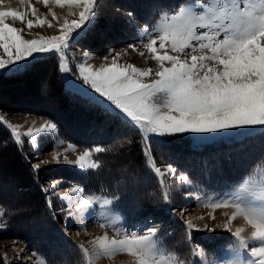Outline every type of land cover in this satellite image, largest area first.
<instances>
[{"label": "snow or ice", "instance_id": "1", "mask_svg": "<svg viewBox=\"0 0 264 264\" xmlns=\"http://www.w3.org/2000/svg\"><path fill=\"white\" fill-rule=\"evenodd\" d=\"M4 2L0 0V5ZM26 2L21 0V3ZM48 2L44 0L45 5ZM54 2L61 6H81L83 10L78 20L64 22L60 35L39 39H25L24 28L6 21L9 18L19 21L30 31L35 26H43L45 20L27 18L29 11L0 7V49L7 55L6 60L0 58V70H13L39 55L58 54L61 70L71 74L64 63V52L86 22L94 17L96 0ZM29 9L35 16L37 9L31 5ZM48 26L53 25L49 23ZM156 33L144 42L156 62L155 69H141L132 64L120 66L114 57L110 64L98 69L80 64L73 74L90 90V98L103 103L106 109L141 131L146 156L150 155L154 141H166L174 136L218 135L224 131L264 128V0H211L203 5H181L170 16L165 14ZM130 47L135 50V45ZM186 49L199 54L179 55ZM88 55L85 51L84 56ZM8 127L16 143L21 145L20 133L13 125ZM56 131L57 125L50 122L35 129V133L29 128L25 135L32 137ZM95 151L99 153L103 149L97 146ZM90 157V151H85L75 161L68 162L84 167ZM56 159L59 162V156ZM89 167L96 168L98 163L94 161ZM155 172L163 185L165 175L174 174L175 168L168 165L162 171L155 167ZM42 190L48 192V189ZM242 192L244 195L238 197L239 202L231 205L237 210L232 218L243 215L252 226L251 239L262 243L259 247H251L250 254L259 258L255 264H264V184L249 181ZM164 198L168 199L167 192ZM91 203L85 200L80 207ZM217 206L230 204L225 200ZM186 226L194 228L192 221H187ZM242 231L238 229L234 233L238 238L234 246L237 255L239 249L249 248L248 241L241 236ZM93 243L103 255L127 251L136 258L137 264H164L162 255L157 259L160 249L155 227L141 234L133 231L123 239L98 237Z\"/></svg>", "mask_w": 264, "mask_h": 264}, {"label": "trees", "instance_id": "2", "mask_svg": "<svg viewBox=\"0 0 264 264\" xmlns=\"http://www.w3.org/2000/svg\"><path fill=\"white\" fill-rule=\"evenodd\" d=\"M191 1L197 0H116V7L127 13L122 15L118 9L117 13H113L121 20L122 32L119 34L122 38L116 39L117 43H110L107 47L129 42L138 34L139 25H151L157 21L161 13ZM103 2L104 0H99L95 4V15L81 35L82 44H78L81 48L97 54L107 53L108 48L105 49L101 44L95 49L94 46L86 44L91 38L98 36L99 30L103 35L106 31L104 22L107 17L104 14ZM147 2L150 4L143 7ZM45 68L50 69V75H42L40 82L46 84L49 89L48 100L52 99L51 102L64 108L59 116L55 114L58 111L54 108L47 110L45 104L41 103L38 109L33 110L31 108L36 101L26 105L20 98L26 93L30 95L36 92L39 80L37 75L44 73ZM59 69L57 57L52 54L32 60L22 69L12 73H0V111H30L47 116L57 125L58 138L90 149L94 161L98 163V167L92 170L59 167L62 172L56 173L58 177L51 173L52 169L34 170L33 149L26 145H18L7 127L0 122V157L6 160V169L14 177L13 190L16 196L10 201L0 194L5 224V229L1 231L2 235H9L11 232L10 237L34 248L37 253L54 264H74L81 261V258L71 246L63 242L59 232L63 225L59 223L58 217L65 220L66 214L63 204L57 201L55 193L50 191L46 193L40 187L41 183L48 182L49 179L61 178L67 186L76 184L87 193L110 198L115 209L128 223L163 218L167 223L168 216L163 212L165 206L178 203L181 205L184 200L183 197H178L179 194H169L165 200L164 193L173 191L169 187L171 180L165 175L162 185L155 172V166L169 164L175 168V173H184L188 181L187 187L185 184L181 187L183 189L194 188L198 193H220L264 165V131L240 139L221 140L201 148L190 146L187 136H174L166 141H154L150 155L146 156L145 144L136 127L122 120L99 102L69 92L64 86ZM7 93L12 94L6 97ZM97 146L103 151L97 153L95 151ZM7 176L9 174L6 171L0 172V179ZM22 225L29 232H20L18 228ZM179 234L180 229L174 239ZM171 238L167 229L164 234L165 241L169 242L177 257L187 260L188 257L181 252V245L180 249L174 248ZM212 240L214 242L210 244L209 238L200 239L195 235L189 244H185L186 238L185 240L180 238L181 244L184 243V248L189 253L188 256L192 253V242L210 253L224 245L228 236L219 234ZM51 251L58 256L52 255Z\"/></svg>", "mask_w": 264, "mask_h": 264}, {"label": "rangeland", "instance_id": "3", "mask_svg": "<svg viewBox=\"0 0 264 264\" xmlns=\"http://www.w3.org/2000/svg\"><path fill=\"white\" fill-rule=\"evenodd\" d=\"M98 1L99 0H96V3ZM106 1L107 0H104L103 2L104 14L105 17H107L104 22L106 31L103 35L100 33L101 30H99L98 36L91 38L87 44L85 43L86 46H94V48L97 49L101 44H103L106 49L110 43H117L116 39L118 40L122 38L119 34L122 32L120 27L121 20L118 15H114L113 13H117V9L122 13V15L127 12L116 7V0H111V2ZM210 2L211 0H197L179 4L174 9L161 13L157 17L158 19L155 23L151 25H139L137 27L138 34L136 36L134 35L129 42L115 47H109L108 52L102 54H97L93 51L83 49L78 45L82 44L83 39L81 35L85 31L87 23L89 24L92 21L91 19L89 22H86V25L79 32L76 39L70 42L69 49L64 52V63L69 69H71V74L63 72L61 70V66L59 69L65 88L68 89L69 92L78 93L88 100L97 102L96 99L90 98V90L86 89L82 85V82L79 79H76L75 75H73L77 72V67L80 64H83L86 67L90 66L98 69L102 65L110 64L115 57L118 65L120 66L132 64L141 69H155L156 62L152 60L151 54L148 53L147 49L144 47V42L157 34L156 29L163 22L165 14L170 16L181 5L191 4L195 6ZM148 3L149 2L145 3L143 7H145ZM29 5L37 9L35 16L31 15ZM0 7L5 9L11 7L20 11H29L27 18L33 19L34 21L37 18L45 20V24L43 26H35L29 31L21 22H13V20L9 18L6 22L9 24L14 23V26L17 28H24L25 39H39L40 37L48 38L58 36L61 34L60 29L62 28L64 22L68 21L71 23L73 20H78L79 13L83 10L81 6L68 4H64L63 6L57 5L54 0H49L47 5L44 4V0H27L26 3H21V0H5L4 4L0 5ZM53 14H55L56 18H54ZM111 14L113 17H111ZM49 23L53 26L49 27ZM130 45H135V50H133ZM156 47L159 49V42H157ZM85 51L89 53L87 57L84 56ZM141 53H143V55H141ZM160 54H163V50H160ZM169 54L177 55V53H172L170 51ZM185 54L190 56L192 54L199 53H192L190 49H186L184 54L179 55L184 56ZM50 55L52 54L39 55L36 59ZM53 55L57 57L58 64H61L59 55ZM0 58L5 60L7 59V55L2 49H0ZM31 61L32 60L22 62L20 66L10 71L0 70V73L8 74L20 70ZM43 70L44 73L37 75V79L39 80L37 81L38 86L36 92L30 95L26 93L20 98L24 100L23 102L26 103V105L36 101V104H33L34 106H32L31 109H38L41 103L42 105L45 104L44 107L47 110H52L54 108L58 111L55 114L59 116V113L63 112L64 108H60L59 104L51 102L52 99L48 100L49 97L47 93H49V89L46 84L41 83L40 80L42 75H50V69L45 68ZM145 82H147V78H145ZM11 94L12 93H7L5 96L8 97V95ZM160 102L162 103L163 101L161 100ZM100 104L105 106L103 103ZM0 122L7 127L15 141L12 130L8 127L9 124L13 125L16 128V131L20 133V139L23 142L21 145H26L27 147L29 146L33 149L34 155L32 157V168L34 170L52 169L51 173L58 177L56 173H61L62 171H60V168L62 167H73L79 170L94 169L89 167V165L94 162L92 151L58 138L57 131L43 132L35 134L32 137L25 135L29 128H31L35 133V129L45 126L47 123L53 122L47 116L30 111H0ZM136 129L145 144L143 134L137 127ZM262 131H264V128L244 129L238 132L224 131L218 135L191 134L180 135V137H189L190 146H198L201 148L216 144L221 140L228 141L240 139L244 136L255 135ZM85 151H90L91 157L86 159L84 167L68 162L75 161L78 156L82 155ZM57 156H59V162H57ZM5 164L6 160L3 157H0V172L6 171L9 174V176L0 179V194L4 198L11 201L16 198L15 191L13 190L14 177L11 176L10 171L6 169ZM37 165H39L38 169H36ZM168 165L169 164H165L163 166L155 167H159L162 171H165ZM166 176L171 180L169 187H171L170 190H173V193L170 191L168 196L169 194H179L178 197H183L184 200L181 205L178 203V205L170 206L167 204L165 206L166 208L163 212L168 216L167 223L165 218L154 221L140 220L139 223H128L115 209L114 202L104 195L87 193L76 184L67 186L61 178H53L49 179L48 182L41 183L40 187L42 189H48L50 193H55L54 196L57 198V201L61 202L64 206V210H66V214L64 216L65 220L57 215L56 217H58L59 223L63 225L62 230L59 231L63 242L71 246L72 250L77 252L81 258V261L75 262L74 264H137L136 258L127 251H118L111 255L100 254L93 242H95L98 237L104 236H107L109 240L123 239L126 235H131V232L133 231L137 232V234H141L148 228L152 227L157 229V236L159 237L158 248L160 249V253L157 256V259H160V256L162 255L164 264H235L237 260L240 261V264H255V262L258 261L259 258L251 256L250 249L253 246L259 247L262 242L251 239L253 228L246 221L243 215L237 214L235 218H232L233 213L237 210L231 205L235 202H239L238 197H242L244 195L242 188L245 187L249 181L264 184V165L253 170L248 176L241 178L228 190H224L220 193H198L197 189L194 188H181L184 184V186L187 187L188 181L186 175L181 172L179 174L169 173L166 174ZM73 189H75V191H73ZM85 200H90L92 203L90 205H86L84 208H81L80 205L83 204ZM225 200L229 202L230 206H217L218 204L222 205V201ZM105 201H109V203L106 204ZM20 220L22 222V219ZM187 221H192L194 225L193 229H189L186 226ZM165 224L168 229L169 236L173 238H171L173 241L172 246L176 249H180L179 245H181V252L188 257L187 260L177 257V255L174 254V249L170 248L169 242L165 241L164 234L167 231ZM226 224L228 225V228L225 227ZM4 229L5 224L3 221V210L0 206V264H54L37 253V250L34 248L32 249L24 242L10 237L11 232L8 233L9 235H2L1 231ZM179 229L180 234L174 239V236L178 233ZM238 229L243 230L241 232V236L248 241L249 248L239 249V254L237 255V249L234 246L237 244L238 238L234 235V233ZM18 230L23 233L29 232L23 225L19 227ZM219 234H226L228 236V240L224 243V245L215 248L214 251L210 253H207L197 244L192 242V253L188 256L189 253L184 248V243L181 244L180 241V238H184V240L186 238L185 244H189L191 242V238L198 235L200 239L209 238V243L213 244L214 241L212 239H216ZM83 249H87V252ZM51 254L58 256V254L53 251H51Z\"/></svg>", "mask_w": 264, "mask_h": 264}]
</instances>
